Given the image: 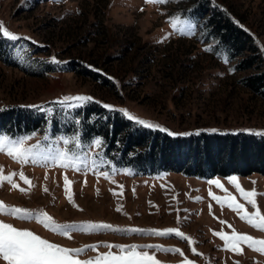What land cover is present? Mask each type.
<instances>
[{"label":"rangeland","instance_id":"1","mask_svg":"<svg viewBox=\"0 0 264 264\" xmlns=\"http://www.w3.org/2000/svg\"><path fill=\"white\" fill-rule=\"evenodd\" d=\"M199 1L0 0V21L20 37L18 41L0 37L2 46L9 49L8 57L15 61L0 60V108L40 105L52 109L45 111L48 121L40 129L18 135L0 131V137H7L5 151H0L2 175L16 173L11 182L0 183V201L46 213L52 218L49 223L175 228L194 243L174 233L159 236L108 228L74 229L69 238L36 219L0 213V221L65 248L97 245L74 257L80 260L108 252L106 244H153L180 250L138 249L161 264H184L185 260L193 264H264V253L244 243L239 245L241 253L234 252L214 234L230 237L235 230L264 239V231L249 225L228 206L238 203L248 213L254 211L229 183L228 178L235 176L245 191L255 190L254 199L264 215V174L141 173L106 158L102 145L95 147L93 139L84 142L79 137L76 147L73 134L78 130L65 134L51 129L52 113L67 108L54 101L86 95L175 134L211 129L264 131V94L254 93L241 82L244 76L264 68V0H209L210 6L224 9L245 28L258 46L261 68L246 69L235 66L241 56L229 59L217 40L207 35L205 17L192 15V4ZM170 18H176V28ZM245 53L251 51L245 49ZM21 137H27L22 143L29 150L26 163L7 154V148ZM65 139L73 143L65 145ZM61 152H67L75 167L55 162ZM21 172L31 186L20 179ZM105 172L107 178L102 175ZM65 176L70 181L71 201L65 192ZM209 179L218 180L223 187L209 184ZM12 183L25 191L13 188ZM111 251L119 252L116 248ZM0 264L6 262L0 258Z\"/></svg>","mask_w":264,"mask_h":264},{"label":"trees","instance_id":"2","mask_svg":"<svg viewBox=\"0 0 264 264\" xmlns=\"http://www.w3.org/2000/svg\"><path fill=\"white\" fill-rule=\"evenodd\" d=\"M192 5V15L195 19L205 17L203 27L207 35L217 40L227 57L241 56L236 68H261L258 46L245 28L224 9L210 6L209 0ZM0 46V60L15 63L8 57L9 49L2 46L1 40ZM245 49L251 53L246 54ZM241 82L254 93L264 94V68L244 76ZM26 106L30 105L0 108V131L18 135L40 129L47 123L46 112ZM50 121L51 129L58 133L71 134L78 130L84 142L101 138L106 158L141 173L171 170L198 177L254 171L264 174V135L252 132L200 131L189 132L191 135H169L165 131L141 127L94 99L79 109L54 111Z\"/></svg>","mask_w":264,"mask_h":264},{"label":"snow or ice","instance_id":"3","mask_svg":"<svg viewBox=\"0 0 264 264\" xmlns=\"http://www.w3.org/2000/svg\"><path fill=\"white\" fill-rule=\"evenodd\" d=\"M146 3H163L164 0H145ZM169 23L173 28H176V18H170ZM0 37L8 39L10 41H18L20 37L17 34H14L7 30V28L3 25V22L0 21ZM167 37H164L166 39ZM24 39H30L25 37ZM207 50V49H206ZM55 62V61H54ZM226 62V61H225ZM229 71H233V69H229ZM92 97L86 95H76V96H65L53 103L60 104L62 106H66L67 108H75L79 109L86 105L88 102L92 101ZM99 103V102H97ZM104 108L109 110L120 111L124 114V116L130 121L135 122L141 127L156 129L160 131L168 132L169 135H177L175 133H171L169 130L162 128L160 125L154 124L153 122L146 121L144 119L135 117L130 114L126 109H114L113 106L104 104L102 105ZM26 107L35 108L41 112H51L52 109H45L40 105H30ZM79 123V120L76 121ZM210 131L215 132V129H211ZM253 132L255 135H264V131L254 132L253 130H245ZM35 133H33L34 135ZM192 133H183L182 135H191ZM198 134V133H196ZM74 143L76 147L80 146L79 135L78 133H74ZM27 139V137H21L19 140L14 141L12 146L7 148V154L13 159L21 160L22 162H28L29 159V150L23 148L22 143L23 140ZM7 140V137H0V151H5L4 142ZM64 144L67 145L69 143H73V141H69L65 139ZM93 145L97 148L101 147L102 140L101 138H93ZM33 163L37 162L35 160ZM55 162L62 166H73L75 167L74 161L68 156L67 152H61L55 158ZM2 166H0V183L4 181L11 182V177L16 175V173H10L7 176L2 175ZM20 179H22L26 184L31 186L30 180L24 176L21 172ZM106 178L108 173H102ZM229 183L233 184L237 191L240 192L241 196L244 200L250 204L254 211L252 213H248L244 206L238 203H229L228 206L233 208V210L237 211L240 218L246 221L252 227L257 228L258 230L264 231V215H262L259 211V208L256 204L254 197L257 195L255 190L245 191L238 183L237 178L235 176L228 178ZM209 184H215L217 187L222 188L223 186L220 184L218 180L209 179L207 181ZM70 181H68L65 176V192L71 201V196L68 190V185ZM13 188H19V185L12 183ZM20 191H25L23 188H19ZM47 189H45L46 191ZM209 195L213 197V199L217 200V202H221L219 197L214 196L211 191H209ZM199 199V197H197ZM119 210V209H117ZM0 213L12 214L19 219H36L37 222L42 223L46 228L50 230H55L58 234H62L65 236H69V232L74 229H79L81 231L88 230H96V229H113L114 231H124V232H135V233H148L152 235L166 236L169 234H175L177 237L181 239H187L189 244L194 243L190 238L186 237L184 233L180 232L175 228H167L163 230L157 229H141V228H113L112 225L106 223H92V222H82L81 224H55L52 221V218L47 216L46 213H34L27 209L17 208L14 206H7L2 201H0ZM41 216L44 218L41 219ZM179 219V218H178ZM223 223V222H222ZM231 227V226H229ZM215 235L220 236L225 240V248H228L234 252L241 253L242 249L239 247L241 243L247 244L249 247L253 248L255 251H259L264 253V239H256L247 234L236 233L233 230L232 235L229 237L222 232L214 233ZM70 238V236H69ZM109 251L103 254H97L94 257H91L86 260H80L74 257H78L81 253L88 249L95 250L97 245H86L81 248H65L58 244L51 243L46 239H42L40 236L34 234L30 230L26 229H17L13 225L0 221V258H2L6 264H161V262L155 260L153 255H149L147 251H138V249H148L153 248L161 251H172V252H180L179 249L174 247H164L161 245H113L106 244ZM116 248L119 250L118 254L113 253L111 249ZM195 253V249H192ZM182 254V253H181ZM198 254V253H197ZM184 264H193L191 261L185 260Z\"/></svg>","mask_w":264,"mask_h":264}]
</instances>
